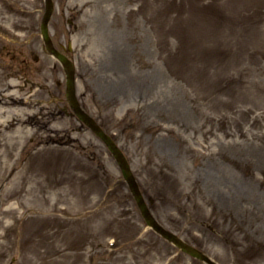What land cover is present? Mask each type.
I'll return each mask as SVG.
<instances>
[{"label":"rangeland","instance_id":"1","mask_svg":"<svg viewBox=\"0 0 264 264\" xmlns=\"http://www.w3.org/2000/svg\"><path fill=\"white\" fill-rule=\"evenodd\" d=\"M55 1L51 38L72 43L78 97L153 216L218 264H264V0ZM44 9L0 0V121L32 114L12 144L0 128V170H22L14 188L0 182V264H205L144 225L116 161L72 113ZM26 193L38 200L23 208Z\"/></svg>","mask_w":264,"mask_h":264},{"label":"bare ground","instance_id":"2","mask_svg":"<svg viewBox=\"0 0 264 264\" xmlns=\"http://www.w3.org/2000/svg\"><path fill=\"white\" fill-rule=\"evenodd\" d=\"M9 85L13 86L14 83L9 82ZM11 95L12 94H9L7 97H9ZM12 97H13L12 98V100H13L15 95ZM29 99L30 98L26 99V101H28ZM14 101H19V100H14ZM1 113L5 114L6 112L1 111ZM9 114L10 115L6 118L5 122L0 121V128L2 127L3 129L10 131V134H7L6 138L8 141H12L11 142V144H12L13 141L19 140V139L23 138L24 136H27L31 132V130H29L28 127L26 126V123H27V119L30 118L32 114L29 113L26 109L16 110V113H15V111H12V112H9ZM22 169L25 171L24 168H22ZM21 175H22V170L20 167L17 166V164L14 165L10 169L3 168L0 170V182H1V179L6 177V176H9V178L13 177L11 179V182L9 183V185H11L10 187L14 188V183L16 182L17 177H19ZM3 195L5 197H8V196L11 197L8 186L3 188ZM33 197L34 196H31L29 193L21 195L20 196L21 206L23 208H26L27 204H29L30 202H33L35 200H38V199H34ZM7 213H10V210H8Z\"/></svg>","mask_w":264,"mask_h":264},{"label":"water","instance_id":"3","mask_svg":"<svg viewBox=\"0 0 264 264\" xmlns=\"http://www.w3.org/2000/svg\"><path fill=\"white\" fill-rule=\"evenodd\" d=\"M47 18H48V17H47ZM44 29H45V28H44ZM44 31H46V30H44ZM102 137H103V139L108 143V145L110 146V148H111V150L113 151V153L115 154V156H116V157L119 159V161L121 162V164H122V166H123V171H124L125 178L129 181V183H130V185H131V187H132V190H133V192H134V194H135V196H136V198H137V200H138V202H139V204H140V206H141V208H142V210H143V213H144V215H145V217H146L148 223H149L150 225L154 226L158 231H160L161 233H163L165 237L169 238L170 240L175 241L179 246H182L180 242H178V241H177L176 239H174L172 236H169L166 232H164V231H162L160 228H158V226L154 223V221L152 220V218L148 215V213H147V211H146V208H145V206H144V203H143V201H142V198H141L140 194L138 193V190H137L136 186H135L134 183H133V180H132V178H131V174H130V172H129V170H128V167H127L126 163L124 162V160H123V158H122L120 152L115 148V146H114L113 143L109 140V138H107V137L104 136V135H102ZM183 249L186 250V251H188V252H190V253H192V254L195 255V256H198V257H201V258H202L201 255H199V254H197L196 252L192 251V250H191L190 248H188V247L183 246Z\"/></svg>","mask_w":264,"mask_h":264}]
</instances>
